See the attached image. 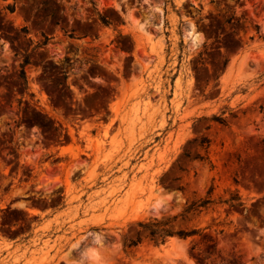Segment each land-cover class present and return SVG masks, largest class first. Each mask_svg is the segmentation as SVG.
<instances>
[{
    "label": "rangeland",
    "instance_id": "374dc122",
    "mask_svg": "<svg viewBox=\"0 0 264 264\" xmlns=\"http://www.w3.org/2000/svg\"><path fill=\"white\" fill-rule=\"evenodd\" d=\"M0 264H264V0H0Z\"/></svg>",
    "mask_w": 264,
    "mask_h": 264
},
{
    "label": "trees",
    "instance_id": "16d2710c",
    "mask_svg": "<svg viewBox=\"0 0 264 264\" xmlns=\"http://www.w3.org/2000/svg\"><path fill=\"white\" fill-rule=\"evenodd\" d=\"M101 22L102 24L106 25V22L103 18H101ZM208 202L209 200H205L202 203H208ZM226 203H229L230 206H233V199H229ZM193 208H194V204L192 203L186 209L183 210V213H188ZM175 218L176 216L164 220H153L146 223L138 222L137 227L140 228L141 231L146 234L149 240H151L155 244H164L168 238H172V237L185 239L187 237L196 234L195 230H191V231L173 230L171 224L175 220ZM138 235L139 232H136V239L130 241L129 247L136 246L137 244L140 243V238L138 237Z\"/></svg>",
    "mask_w": 264,
    "mask_h": 264
},
{
    "label": "bare ground",
    "instance_id": "6f19581e",
    "mask_svg": "<svg viewBox=\"0 0 264 264\" xmlns=\"http://www.w3.org/2000/svg\"><path fill=\"white\" fill-rule=\"evenodd\" d=\"M60 151L64 152V151H65V149H63V148H60ZM30 212H31V211H30ZM170 240H174V239H170Z\"/></svg>",
    "mask_w": 264,
    "mask_h": 264
}]
</instances>
